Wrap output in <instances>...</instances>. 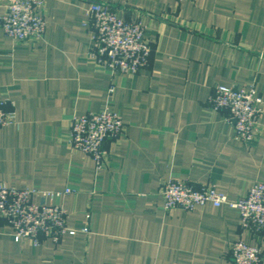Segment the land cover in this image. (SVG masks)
<instances>
[{
  "label": "crops",
  "instance_id": "0c3cea01",
  "mask_svg": "<svg viewBox=\"0 0 264 264\" xmlns=\"http://www.w3.org/2000/svg\"><path fill=\"white\" fill-rule=\"evenodd\" d=\"M93 3L142 23L149 68L112 76L89 59ZM42 15L39 41L17 42L0 26V101L17 116L0 128V184L71 190L54 202L68 211L69 230L36 247L2 220L0 264H234V242L264 248V234L243 230L237 210L167 211L162 194L175 179L237 200L264 183V0H46ZM250 85L263 101L259 137L248 144L209 99L217 86ZM106 109L124 129L105 143L97 170L69 134L74 117Z\"/></svg>",
  "mask_w": 264,
  "mask_h": 264
},
{
  "label": "built area",
  "instance_id": "2783aa9c",
  "mask_svg": "<svg viewBox=\"0 0 264 264\" xmlns=\"http://www.w3.org/2000/svg\"><path fill=\"white\" fill-rule=\"evenodd\" d=\"M6 12L0 17L5 35L17 42L39 41L46 34L42 9L46 0H6ZM183 1V0H180ZM195 2L196 0H186ZM88 23L94 30L89 59L99 68L115 74L136 75L149 68L152 49L145 39V27L138 20L119 18L108 5L93 3L86 11ZM115 86L110 88V95ZM262 96L255 85L245 87L217 86L209 99L214 112H228V122L233 126L235 138L252 143L259 137V119L262 114ZM13 105L0 101V128L16 125ZM124 129L123 119L109 109L89 113L72 119L69 145L90 156L97 170L107 162L105 143L117 139ZM71 190L45 192L37 189H16L0 184V222L12 228L14 239L31 241L40 246L49 239L59 244L68 233V211L54 202ZM162 194L165 209L194 212L208 204L215 208L227 206L240 214L241 228L253 234H264V183L255 184L248 195L230 200L214 186L195 188L183 180H170ZM50 200V202H48ZM90 216H87L89 221ZM84 233H89L87 227ZM234 264H264V248L243 241L231 247Z\"/></svg>",
  "mask_w": 264,
  "mask_h": 264
}]
</instances>
